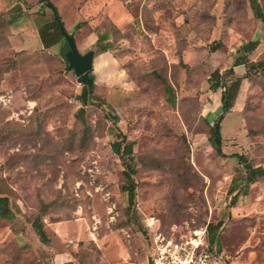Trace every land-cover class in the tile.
<instances>
[{"label": "rangeland", "instance_id": "obj_1", "mask_svg": "<svg viewBox=\"0 0 264 264\" xmlns=\"http://www.w3.org/2000/svg\"><path fill=\"white\" fill-rule=\"evenodd\" d=\"M52 1L78 50L93 51L98 97L82 122L65 38L45 47L39 37L50 9L0 0V194L14 211L0 216V264H145L155 233L189 235L218 220L228 264H264V68L245 74L247 61L264 60V18L250 0ZM231 66L242 77L219 154L209 134L221 88L208 77ZM117 140L131 152L115 153ZM234 153L263 173L245 183Z\"/></svg>", "mask_w": 264, "mask_h": 264}, {"label": "trees", "instance_id": "obj_2", "mask_svg": "<svg viewBox=\"0 0 264 264\" xmlns=\"http://www.w3.org/2000/svg\"><path fill=\"white\" fill-rule=\"evenodd\" d=\"M39 1H41L45 6H47L51 12V19L38 27L40 40L45 47H48L53 43L57 42L59 36L64 37L60 29V24H63V20L61 18V15L59 13L56 4L52 0H39ZM250 4L254 11V14L257 17L263 19L264 15L259 2L257 0H250ZM106 38H107L106 33L102 32L98 35V38L96 40V47L99 51H105L110 48L111 43L109 41H106ZM257 42L258 41L256 39H250L244 42L241 45V48L244 51H250L256 46ZM65 43L68 48V43L66 40ZM242 62L243 61L236 59L234 64H241ZM257 68H264V60H258L254 62L247 61V70L245 74L247 75L250 72V70H255ZM241 77L242 76L235 74L232 66L229 67V69L224 73H220L218 69H215L211 72L210 76L208 77L210 89L216 90L218 88H221L220 91L221 112L212 123L209 134V140L214 150L219 154L223 153L221 148L222 134L220 129V122L223 116L225 115V113L233 105L234 99L237 95V91L241 82ZM77 79L81 83V90L76 95V97L80 101L81 106L78 108L76 114L77 117L83 122L85 105L91 103L95 98L98 97L94 93V85H95L96 77L92 67L81 74H77ZM121 140L113 141L111 143V148L115 153L119 154L120 156H123V154H129L131 152V145L129 142H126L121 147V142H122ZM234 155H236L239 161H241L246 167L247 173L243 179L245 183L252 181L256 176L261 175L263 173V168L261 166L251 165L249 162L246 161L245 157L242 154L234 153ZM133 172L134 169L131 168L130 170H126L124 173L126 183L123 186L124 189H126L127 191L129 204L133 203L135 197V185H134V180L131 177ZM236 198H237V193H235L232 197V201H231L232 204L235 202ZM0 216L8 219L14 217V211L9 205L8 197L6 195H1V194H0ZM221 224L222 222L220 220L216 221L215 223L208 222L206 224L207 241H209V243L211 244L218 243L217 231L221 226ZM32 226L41 241L47 242L49 240V236L47 234L46 229L44 228L43 221L41 220L40 216L36 215L32 219Z\"/></svg>", "mask_w": 264, "mask_h": 264}, {"label": "built area", "instance_id": "obj_3", "mask_svg": "<svg viewBox=\"0 0 264 264\" xmlns=\"http://www.w3.org/2000/svg\"><path fill=\"white\" fill-rule=\"evenodd\" d=\"M145 264H228L225 252L207 241V228L189 235L155 233L150 241Z\"/></svg>", "mask_w": 264, "mask_h": 264}, {"label": "water", "instance_id": "obj_4", "mask_svg": "<svg viewBox=\"0 0 264 264\" xmlns=\"http://www.w3.org/2000/svg\"><path fill=\"white\" fill-rule=\"evenodd\" d=\"M60 29L68 43L65 56L68 60L69 66L74 69L76 74H81L90 69L93 65V51L87 50L86 52H80L77 48L74 35L72 33H68L63 24H60Z\"/></svg>", "mask_w": 264, "mask_h": 264}]
</instances>
